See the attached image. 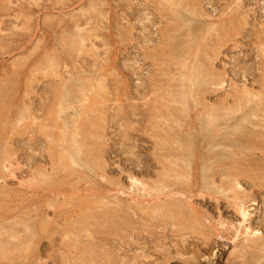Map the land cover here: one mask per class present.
I'll use <instances>...</instances> for the list:
<instances>
[{
  "label": "rangeland",
  "instance_id": "374dc122",
  "mask_svg": "<svg viewBox=\"0 0 264 264\" xmlns=\"http://www.w3.org/2000/svg\"><path fill=\"white\" fill-rule=\"evenodd\" d=\"M0 264H264V0H0Z\"/></svg>",
  "mask_w": 264,
  "mask_h": 264
},
{
  "label": "bare ground",
  "instance_id": "6f19581e",
  "mask_svg": "<svg viewBox=\"0 0 264 264\" xmlns=\"http://www.w3.org/2000/svg\"><path fill=\"white\" fill-rule=\"evenodd\" d=\"M213 51V50H212ZM148 56V55H147ZM156 57V56H155ZM196 72V73H195ZM200 74H201V72H200V70L199 69H197L196 71H191L190 72V74H189V76H188V78H189V81L190 80H192V81H190V82H192L193 83V81H199V77H200ZM188 81V82H189ZM197 88V87H196ZM71 90V89H70ZM186 90V89H185ZM187 90H188V93L189 94H192V86L191 85H187ZM203 90V89H202ZM2 91V90H1ZM243 92H245L246 93V90L245 91H243ZM156 104V103H155ZM237 110V109H236ZM57 111V110H56ZM209 117V116H208ZM227 119H228V117H227ZM215 119L214 118H209L208 119V121H207V123L209 124V125H211L212 124V122L214 121ZM93 123V122H92ZM197 136V135H196ZM184 142V141H183ZM183 146H184V148H185V150L187 151V156H186V162H187V173H188V175L190 174L189 172H190V170H191V161H192V140H191V138H190V135H188V138H187V140L185 141V143H183ZM64 147V146H63ZM159 155V154H158ZM197 158V157H196ZM201 162V161H200ZM240 164V163H239ZM236 181V180H235ZM232 182V184H234L233 182L234 181H231ZM239 183V182H238ZM226 184V183H225ZM231 185V184H230ZM234 186V185H233ZM240 186V185H239ZM239 186H236L237 188L239 187ZM236 188V189H237ZM200 193V192H199ZM189 201V200H188ZM241 207V206H240ZM239 207V208H240ZM240 213H241V216H242V222L243 221H246L247 220V216H249L248 215V212H247V210H245V208L244 209H240V211H239ZM252 232H254V231H252ZM256 232V231H255ZM257 233V232H256ZM251 234V233H250ZM253 236V235H252ZM256 237H257V235H256ZM256 237H254V239L256 238ZM251 238V237H250ZM253 239V240H254ZM258 239V238H257ZM247 240H248V238H247ZM251 240H252V238H251ZM256 240V239H255ZM254 243V242H253ZM254 246V245H253Z\"/></svg>",
  "mask_w": 264,
  "mask_h": 264
}]
</instances>
